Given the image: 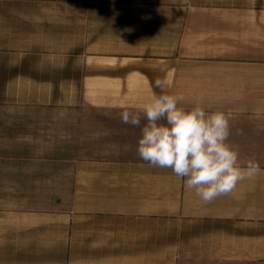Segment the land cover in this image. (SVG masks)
<instances>
[{
    "label": "crops",
    "instance_id": "crops-1",
    "mask_svg": "<svg viewBox=\"0 0 264 264\" xmlns=\"http://www.w3.org/2000/svg\"><path fill=\"white\" fill-rule=\"evenodd\" d=\"M161 94L261 172L204 202L141 160ZM0 264H264V0H0Z\"/></svg>",
    "mask_w": 264,
    "mask_h": 264
},
{
    "label": "clouds",
    "instance_id": "clouds-1",
    "mask_svg": "<svg viewBox=\"0 0 264 264\" xmlns=\"http://www.w3.org/2000/svg\"><path fill=\"white\" fill-rule=\"evenodd\" d=\"M154 83L162 93L170 86L167 77ZM183 100V95L161 94L139 111L120 113L122 123L134 127H141V113L146 118L137 147L141 160L171 169L204 202L230 194L238 183L261 172L255 159L249 158L244 167L238 164L239 151L227 142L228 115L206 111L200 101L186 110L178 106Z\"/></svg>",
    "mask_w": 264,
    "mask_h": 264
},
{
    "label": "rangeland",
    "instance_id": "rangeland-1",
    "mask_svg": "<svg viewBox=\"0 0 264 264\" xmlns=\"http://www.w3.org/2000/svg\"><path fill=\"white\" fill-rule=\"evenodd\" d=\"M88 152H90V153H91V149H90Z\"/></svg>",
    "mask_w": 264,
    "mask_h": 264
}]
</instances>
